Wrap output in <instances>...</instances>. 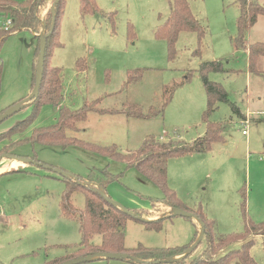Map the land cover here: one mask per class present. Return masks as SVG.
Masks as SVG:
<instances>
[{
	"label": "rangeland",
	"instance_id": "rangeland-1",
	"mask_svg": "<svg viewBox=\"0 0 264 264\" xmlns=\"http://www.w3.org/2000/svg\"><path fill=\"white\" fill-rule=\"evenodd\" d=\"M188 1L206 32L200 38L197 32L181 31L171 52L167 40L156 35L170 15L168 0H95L94 13H83L80 0H65L62 46L53 50L48 63L61 71L62 97L57 103L29 102L1 122L0 156L32 158L83 179L92 170L107 169L118 176L107 185V194L156 221L172 208H154L153 201L163 199L165 192L153 180L109 153L51 137L58 136L53 126L62 109L79 110L97 101L98 110L88 111L86 119L75 124L77 129L66 133L85 145L115 146L122 154L137 150L147 138L194 142L205 135L208 123H214L223 128L208 151L169 159L168 185L185 209L213 220L219 236L244 231V200L247 216L264 221V57L259 61L261 73L249 70L248 50L236 43L240 15L236 0ZM53 2L46 0L43 20ZM42 33L44 26L37 34ZM257 41H264V15L246 38L247 44ZM38 44L29 29L9 34L0 44V113L31 93ZM207 61L222 63L224 70L210 71L208 78L221 83L230 100L218 103L209 119L203 117L208 98L200 71ZM11 159L3 157L0 169ZM13 167L0 172V264L61 263L71 255L77 257L79 222L60 210L64 176L32 162ZM72 202L84 209L85 194L75 191ZM160 226L148 229L143 222L127 219L126 248L188 246L200 230L196 220L178 215L165 218ZM92 242L100 244L101 236L95 235ZM206 245L204 236L183 264ZM250 252L258 264H264V235L254 237ZM171 257L182 260L180 254ZM78 264L140 263L100 258Z\"/></svg>",
	"mask_w": 264,
	"mask_h": 264
},
{
	"label": "trees",
	"instance_id": "trees-1",
	"mask_svg": "<svg viewBox=\"0 0 264 264\" xmlns=\"http://www.w3.org/2000/svg\"><path fill=\"white\" fill-rule=\"evenodd\" d=\"M80 1L83 13H94L97 11L95 0ZM236 1L240 7V15L237 20L238 35L236 37V43L240 47L248 49L249 70L255 73H261L259 61L264 57V41L247 44L246 38L251 28L257 23L259 17L264 15V3H260L259 0ZM45 2L46 0H0L1 19L4 18V20H6L9 18L12 23L8 29L0 27V44L9 34L16 32L17 30L29 29L34 33H38L44 26L42 9ZM168 2L171 9L170 15L159 25L156 30V35L160 38H165L168 42L169 49L173 52L181 31H194L199 34L200 38H202L205 35L206 29L201 26L198 18L194 15L188 0H168ZM64 9L65 0H58L54 9V31L47 40L44 77L39 96L33 100L35 102L46 100L57 103L62 97L61 71L58 68L49 67L48 63L49 55H51L53 50L62 46L59 35L60 20L63 16ZM52 20L53 10L50 9L47 17L45 18L47 31H49L51 27ZM36 38L39 41L37 47L38 59L40 51V37L36 35ZM37 59L35 63L33 87L36 80ZM78 66L81 69L83 68L81 60L78 62ZM223 70L224 67L219 61H207L201 64L200 71L203 74L204 85L206 87L208 98L207 109L203 114L205 119H209L218 103L230 102L228 92L224 86L221 83L211 81L208 78V73L210 71ZM2 73L3 62L0 58V87L2 82ZM96 106L97 101L86 104L79 110L62 109L57 123L53 126L55 127V134L59 137L56 135L51 137L56 139L61 138L72 143L82 144L94 151L109 153L112 157L121 159L128 167H136L147 177L153 180L165 192L163 199H156L153 201L154 208L155 206H163L164 208L180 207L185 209L184 206H182L181 199L178 197L176 190L168 185V161L173 156L190 153H203L208 151L211 148L212 141L220 138L223 126L220 127L217 124L208 123L205 135L198 137L194 142L176 140L161 142L155 138H147L137 150L122 154L115 146L99 147L91 143L85 145L78 139L75 140L73 137H68L66 133L67 129H77L75 124L86 119L88 111L98 110ZM232 106L237 112H240L237 106L234 104H232ZM114 111L117 110H111V112ZM64 179L66 188L63 191L60 200V209L66 217L79 222L81 242L78 245L79 251L77 257L94 254L96 252H127L144 261H147L140 264H154L151 263V261H159L184 253L190 245L195 242L199 235L198 228L196 230V237L188 246H178L174 248H148L139 245L135 248L128 249L125 246V227L123 226L127 219L133 217L124 212L121 208L108 202L97 190H94L82 183L83 180H88L104 187L106 190L107 185L118 179V176L110 174L107 169H97L92 170L85 179L80 177L79 180H75L70 177H64ZM75 191H81L85 194L86 203L84 209H80L73 204L72 194ZM241 206L243 208L242 215L245 221L244 231L229 233L221 236L217 234L213 220L204 216L200 211L193 210V212L199 215L205 223L207 245L201 253L197 254L190 260L189 264H258L256 259L251 254L250 249L254 243V237L257 235H264V221L255 222L247 216L245 200L241 203ZM135 213L141 216V213ZM167 217H172V215L156 221H142L137 218L133 219L143 222L148 229L159 230L161 228V221ZM95 235L101 236L102 242L100 244H93L92 239ZM237 243H240L239 247H236L235 244ZM189 256H191V254L185 256L182 260H175L169 264H183V261ZM73 257H76V255H71L65 259L67 260ZM59 263L60 261L50 260L46 261L44 264Z\"/></svg>",
	"mask_w": 264,
	"mask_h": 264
},
{
	"label": "water",
	"instance_id": "water-1",
	"mask_svg": "<svg viewBox=\"0 0 264 264\" xmlns=\"http://www.w3.org/2000/svg\"><path fill=\"white\" fill-rule=\"evenodd\" d=\"M58 0H55L53 2L52 5V10H53V20H52V24L51 27L49 29V31H47V24L45 22V20L43 21L44 24V28H45V33L42 34H37L40 37V51H39V55H38V59H37V65H36V80H35V85L31 91V93L29 94V96H27L25 99L21 100L20 102L14 104L13 106L7 108L4 112L0 113V123L3 122L5 119H7L9 116L13 115L14 113H16L17 111L21 110L22 108L25 107V105H27L29 102H32L34 99H36L39 96L40 93V88H41V84L43 81V77H44V71H45V57H46V51H47V40L48 37L53 33L54 31V27H55V6ZM8 156L9 158L12 159H16L19 161H24V162H32L41 166L46 167L47 169H51L54 172L61 174L64 177H70V178H74L75 180H79L78 176H75L71 173H68L60 168H54L52 166L43 164L39 161H36L32 158H24V157H17L14 155H1L0 156V161L3 159V157ZM83 184L91 187L94 190H97L98 192L101 193V195L111 204L121 208L124 212L128 213L130 216H132L133 218H137L140 219L142 221H149V219H145L139 215H137L135 212L127 209L126 207H124L123 205H121L120 203H118L117 201L113 200L106 192L104 187L99 186L98 184H95L93 182H90L88 180H83L82 182ZM185 216V217H191L194 220H196L199 225H200V230H199V235L197 237V239L195 240V242H193L190 247L184 252L180 254V258H183L189 254H191L192 252H194L199 245L201 244L204 236H205V223L203 222V219L199 217V215H197L195 212L193 211H189L180 207H173L171 210V213L168 214V216ZM121 228V227H120ZM100 258H111V259H124L127 261H131L134 263H144L147 261H144L140 258H138L137 256L127 253V252H96L94 254H89V255H84V256H78L75 258H71L69 260H66L64 262H61L59 264H78L81 262H85V261H90V260H94V259H100ZM179 258H166V259H162L159 261H151V263L154 264H158V263H170L172 261H175Z\"/></svg>",
	"mask_w": 264,
	"mask_h": 264
},
{
	"label": "crops",
	"instance_id": "crops-1",
	"mask_svg": "<svg viewBox=\"0 0 264 264\" xmlns=\"http://www.w3.org/2000/svg\"><path fill=\"white\" fill-rule=\"evenodd\" d=\"M0 21H1V19H0ZM258 22V21H257ZM35 35H37V33H35ZM248 50V49H247ZM241 116H243V117H245L244 115H241ZM15 161V162H14ZM19 162H21V161H19V160H16V159H11V161H10V163L8 164V165H6V166H4L3 168H1L0 169V172L3 170V169H6V168H8V170H14L15 169V167H13V165L15 164L16 166L18 165V163ZM4 171V170H3ZM172 176L174 175V172L171 174ZM169 178L171 179V176H170V173H169ZM163 208V207H162ZM61 210V209H60ZM151 210H153V208L151 209ZM151 210H149V211H151ZM200 226V225H199ZM197 250V249H196ZM35 253V252H34Z\"/></svg>",
	"mask_w": 264,
	"mask_h": 264
},
{
	"label": "built area",
	"instance_id": "built-area-1",
	"mask_svg": "<svg viewBox=\"0 0 264 264\" xmlns=\"http://www.w3.org/2000/svg\"><path fill=\"white\" fill-rule=\"evenodd\" d=\"M11 24L12 23H11V20L9 18L4 20V21H2V19H1V21H0V27H4L5 29H8L11 26ZM243 133L246 134L247 132L244 130Z\"/></svg>",
	"mask_w": 264,
	"mask_h": 264
}]
</instances>
